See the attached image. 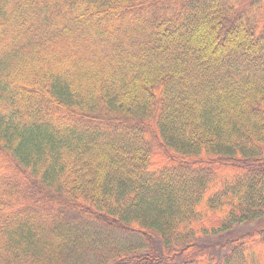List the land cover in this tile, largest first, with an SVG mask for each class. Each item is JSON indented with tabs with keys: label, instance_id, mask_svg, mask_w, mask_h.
<instances>
[{
	"label": "trees",
	"instance_id": "1",
	"mask_svg": "<svg viewBox=\"0 0 264 264\" xmlns=\"http://www.w3.org/2000/svg\"><path fill=\"white\" fill-rule=\"evenodd\" d=\"M263 218L264 0H0V264H264L203 242Z\"/></svg>",
	"mask_w": 264,
	"mask_h": 264
},
{
	"label": "rangeland",
	"instance_id": "2",
	"mask_svg": "<svg viewBox=\"0 0 264 264\" xmlns=\"http://www.w3.org/2000/svg\"><path fill=\"white\" fill-rule=\"evenodd\" d=\"M212 48V47H211ZM260 227H264V218L260 219V221L258 222H251L249 224H244V225H239L237 227H235V229H233L231 232H228V234L219 236V237H208L206 239H204V243L210 245L211 247H213V249L216 251L215 245H217L218 241H224L225 239H228L229 237L233 236V235H239L245 231H249L250 229H260ZM214 244V245H213Z\"/></svg>",
	"mask_w": 264,
	"mask_h": 264
}]
</instances>
